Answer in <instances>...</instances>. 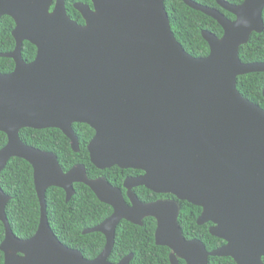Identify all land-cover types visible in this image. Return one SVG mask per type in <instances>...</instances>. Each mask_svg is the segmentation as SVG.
Wrapping results in <instances>:
<instances>
[{
	"label": "water",
	"instance_id": "95a60500",
	"mask_svg": "<svg viewBox=\"0 0 264 264\" xmlns=\"http://www.w3.org/2000/svg\"><path fill=\"white\" fill-rule=\"evenodd\" d=\"M90 1L92 6H74L81 25L68 16L64 0H0V19L14 20L16 42L13 52L0 54L15 63L13 72L0 74V132L8 138L0 174L12 158L27 161L41 211L35 235L19 239L6 215L11 198L0 187L5 264H130L133 255L109 261L117 228L122 221L142 226L147 217L157 221L156 245L171 250V264H209L211 257L264 264V110L237 89L240 76L264 73V63L239 57L241 46L264 31V0H216L234 21L182 0L224 31L221 38L202 32L210 48L206 58L192 57L177 41L165 0ZM25 42L37 48L30 63L22 56ZM74 124L95 131L88 151L99 170L144 173L124 182L131 204L104 178L89 179L84 166L64 173L56 155L20 138L26 128L59 129L79 152ZM75 184L113 209L102 224L83 231L106 238L93 260L63 245L47 217V191L62 189L69 202ZM138 187L176 201L142 203L132 193ZM179 201L200 207L198 225L211 223L210 234L225 245L208 252L200 240H187L178 223Z\"/></svg>",
	"mask_w": 264,
	"mask_h": 264
},
{
	"label": "trees",
	"instance_id": "16d2710c",
	"mask_svg": "<svg viewBox=\"0 0 264 264\" xmlns=\"http://www.w3.org/2000/svg\"><path fill=\"white\" fill-rule=\"evenodd\" d=\"M68 16L84 25L81 14L75 9L76 3L92 6L90 0H64ZM199 5L218 9L230 20L235 16L220 8L216 0H192ZM232 5H241L244 0H225ZM165 9L169 17L172 32L184 50L194 58H206L210 48L202 37L208 31L221 38L222 27L212 18L191 9L182 0H165ZM264 21V11H263ZM15 22L9 16L0 19V54L11 53L16 48L12 36ZM23 59L30 63L37 56V48L29 42L23 44ZM240 60L243 63H264V31L254 33L249 42L240 48ZM15 70L12 59L0 57V74H9ZM240 94L264 110V73H251L240 76L237 81ZM73 130L79 140V152H74L70 140L59 129L21 130L20 138L29 147L53 153L57 156L64 173L78 165L86 168L89 179L104 178L112 186L123 189L126 178L144 174L137 170H123L113 167L99 170L92 164L88 146L95 136V131L86 124H74ZM8 142L7 135L0 132V150ZM34 184L33 167L25 160L12 158L0 174V187L11 200L6 207V215L13 233L21 240L32 238L40 224V203ZM75 194L66 202V193L57 187L50 188L46 194L47 217L50 227L58 240L66 247L80 251L88 260L96 259L104 250L106 238L102 233L83 234L102 224L113 214V209L98 200L89 187L75 184ZM140 202L148 204L163 199H174L173 195L156 194L144 187L134 189ZM180 214L179 226L187 240L198 239L208 252L225 245V242L210 234L211 223L199 226L197 221L202 209L188 202H178ZM157 221L147 217L142 226L122 221L117 228L115 244L109 261L119 263L129 255H133L130 264H171V250L156 245L155 233ZM5 239V227L0 221V246ZM0 264H5V257L0 250ZM180 264H186L183 260ZM209 264H236L230 257H211Z\"/></svg>",
	"mask_w": 264,
	"mask_h": 264
},
{
	"label": "flooded vegetation",
	"instance_id": "af4514ba",
	"mask_svg": "<svg viewBox=\"0 0 264 264\" xmlns=\"http://www.w3.org/2000/svg\"><path fill=\"white\" fill-rule=\"evenodd\" d=\"M143 175V174H142ZM142 175H138V176H133V177H128V178H136V177H140V176H142ZM128 178H126V179H128ZM125 179V180H126ZM125 182V181H124ZM124 185V184H123ZM120 189V188H119ZM124 189V188H123ZM134 189H136V188H134ZM134 189L132 190V193L133 194H135L134 193ZM122 190V189H121ZM126 190V189H125ZM122 192H123V190H122ZM123 194H124V192H123ZM136 195V194H135ZM124 197H125V199L124 200H126V202L128 203V204H131V202L128 200L129 199V197H128V191L126 190V194H124ZM163 201H176V200H174V199H163ZM212 227V226H211Z\"/></svg>",
	"mask_w": 264,
	"mask_h": 264
}]
</instances>
